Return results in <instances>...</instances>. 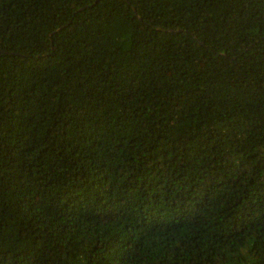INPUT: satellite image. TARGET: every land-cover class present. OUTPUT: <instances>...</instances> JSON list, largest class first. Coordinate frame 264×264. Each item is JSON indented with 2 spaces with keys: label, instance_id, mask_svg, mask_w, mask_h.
<instances>
[{
  "label": "trees",
  "instance_id": "16d2710c",
  "mask_svg": "<svg viewBox=\"0 0 264 264\" xmlns=\"http://www.w3.org/2000/svg\"><path fill=\"white\" fill-rule=\"evenodd\" d=\"M0 264H264V0H0Z\"/></svg>",
  "mask_w": 264,
  "mask_h": 264
}]
</instances>
